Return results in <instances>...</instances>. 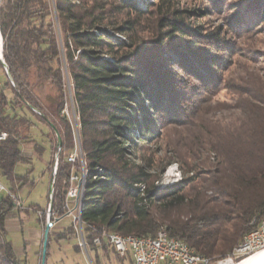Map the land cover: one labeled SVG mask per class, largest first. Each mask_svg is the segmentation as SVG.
<instances>
[{
	"label": "trees",
	"instance_id": "obj_1",
	"mask_svg": "<svg viewBox=\"0 0 264 264\" xmlns=\"http://www.w3.org/2000/svg\"><path fill=\"white\" fill-rule=\"evenodd\" d=\"M183 1L145 0L142 7L136 0H0L9 70L0 60L7 77L0 81V133L8 134L0 140V178L9 186L0 190V263L28 264L7 239L5 222L20 207L12 194L22 177L14 170L30 160L22 145L34 141L38 124L48 127L42 135L51 143V175L57 161L53 224L68 211L72 173L85 168L81 221L94 264H102L100 252L123 261L105 233L156 236L163 227L213 262L228 257L259 225L264 83L260 93L238 97L228 113L215 109L219 103L211 95L221 91L227 68L219 54L229 45L221 44L223 28L206 31L193 18L219 11L225 0L192 8ZM247 2L255 14L263 5ZM241 19L239 11L230 22L239 27ZM243 23L251 29L249 20ZM68 82L75 123L65 112ZM49 122L62 147L52 140ZM174 127L188 134L181 137L185 153L165 141ZM76 146L84 164L81 157L68 159ZM173 163L188 175L161 188L157 183ZM38 208L46 220L47 209ZM68 235L80 237L75 222L59 238Z\"/></svg>",
	"mask_w": 264,
	"mask_h": 264
},
{
	"label": "rangeland",
	"instance_id": "obj_2",
	"mask_svg": "<svg viewBox=\"0 0 264 264\" xmlns=\"http://www.w3.org/2000/svg\"><path fill=\"white\" fill-rule=\"evenodd\" d=\"M136 1L142 7L145 5V0ZM262 3L263 5L258 10V13L255 14L250 9L247 0H225L219 11L213 8V14L199 19L193 18V21L203 24L206 31H213V29L219 27L223 28L221 34L223 41L221 44L225 43L229 45L224 46V49L219 54V56L223 57L227 67L222 72V77H224L222 89L217 95H213V97L211 95V99L215 103H219L215 109L225 108L226 112L224 113H228L227 107L233 106L234 102L242 94L260 93L259 89L264 83V0ZM209 4H211V1H183V6L188 8L195 6L209 7ZM239 11H242V24L239 23V27H236L235 23H231L230 20ZM247 20L252 23L250 30H246V24L243 23ZM6 80V75L0 72V81L4 83ZM70 88L71 86L68 82V104L66 105L65 112L68 118L75 123L77 118L73 108V93ZM219 111L218 113H221ZM43 129L48 131L46 125L43 127L42 124H38L37 127H34L32 129L34 141L28 140L24 142V144H27L26 146L22 145V148H26L25 150H27V152H24L25 155L31 158L30 160L18 163L14 170L15 175L22 177L17 183L19 182L20 186L23 182L25 184L21 187L15 186V189H18L15 195L19 197L21 205L19 208L12 210L10 213L11 217L9 215L5 222L6 237L12 242L18 257L28 264H43V261L44 264H89L90 259L87 253L76 249V246L80 243L79 238L73 235L59 238V233L74 223L73 216L66 215L60 220L56 219L55 223L51 226V239L48 242L45 260L43 257L44 234L42 236L35 234L42 231V228L45 231L46 225L49 219H51L48 211L51 208L52 183L54 190L55 179V169L52 175L48 169V163L51 159V143L42 135ZM54 132H50V136L55 142L58 136L55 130ZM182 135H188L186 130L174 127L168 132V137L165 141L169 140L171 145L178 147L185 153L186 149L183 147L185 142L181 139ZM57 157L58 154L56 155ZM185 172H187V168H182L177 163L170 164L165 167L162 177L157 184L161 188L168 187L182 180L187 174ZM27 178L28 181H26ZM5 180V178H2V180L0 178L1 182L6 183ZM69 204L70 208H74L76 203L74 200H70ZM38 206L47 209L46 220L42 216V210L36 209ZM39 215L42 218V226ZM0 237L2 236L0 235ZM35 237L43 238L37 244ZM90 256L92 259H95L94 253H91ZM226 258L211 261L210 264H231L242 260L244 257L234 261H229ZM100 261L102 264H130L129 261L122 263L116 260L114 255L108 258L102 252H100ZM4 262L3 260L1 261L2 264Z\"/></svg>",
	"mask_w": 264,
	"mask_h": 264
},
{
	"label": "built area",
	"instance_id": "obj_3",
	"mask_svg": "<svg viewBox=\"0 0 264 264\" xmlns=\"http://www.w3.org/2000/svg\"><path fill=\"white\" fill-rule=\"evenodd\" d=\"M7 69V65H5ZM7 133H0V140L7 137ZM82 157V151L80 146H76L74 152H72L68 159L75 163L77 158ZM57 169V161L55 165V173ZM85 168L83 166L81 173H72L71 176V188L68 193V198L75 201V207L70 208L69 201H67L65 208L68 210L66 215L73 216L76 224V229L79 233L80 246L82 250L89 256V264H94L89 254L85 237H83L82 222L78 217L77 202L81 198V191L83 188ZM0 189L7 191L6 186L0 181ZM14 201L20 206L21 201L17 195L12 194ZM48 215H51V208L48 211ZM255 222V220L253 221ZM106 237H103L107 243L114 249L116 255L122 259L131 257L133 264H210L211 259L206 256H201L199 252H193L185 244V241L170 236L166 229L159 230L158 239H147L140 237H118L114 233H105ZM96 244L101 243V237L95 238ZM264 249V217L259 222V225L248 233V242H240L238 250L235 253H231L226 258L229 261L237 260L238 258L245 257L256 251Z\"/></svg>",
	"mask_w": 264,
	"mask_h": 264
},
{
	"label": "bare ground",
	"instance_id": "obj_4",
	"mask_svg": "<svg viewBox=\"0 0 264 264\" xmlns=\"http://www.w3.org/2000/svg\"><path fill=\"white\" fill-rule=\"evenodd\" d=\"M0 55L2 56V38H1V34H0ZM86 173V172H85ZM85 181H86V174L84 175V180H83V188L85 187ZM2 190V189H0ZM83 194H84V190L81 191V198L79 199V201L77 202V211H78V217L81 220V211H82V207H83ZM82 222V221H81ZM83 224V223H82ZM162 229H165L162 227ZM115 236L118 237H140L138 235H124L118 232H113ZM143 238H147V239H158L159 238V231L158 234L156 236H143ZM242 242H248V233L245 235L244 239ZM185 244L188 246L189 249L193 250V252H197L193 247H191L187 242H185ZM238 247H235V249L233 250L232 253H235L236 250H238ZM201 254V253H199ZM201 256H205L203 254H201ZM231 264H264V249H261L259 251H256L248 256H246L245 258H243V260L239 261V262H234Z\"/></svg>",
	"mask_w": 264,
	"mask_h": 264
},
{
	"label": "water",
	"instance_id": "obj_5",
	"mask_svg": "<svg viewBox=\"0 0 264 264\" xmlns=\"http://www.w3.org/2000/svg\"><path fill=\"white\" fill-rule=\"evenodd\" d=\"M0 60L4 63V65H6L4 58H3V55L2 56L0 55ZM7 72L9 73L8 69H7ZM49 123L55 129L57 136H58V144L60 147H62L63 141H62L61 134L59 133L58 129L56 128V126L53 123H51V122H49ZM52 191H53V183H52ZM52 225H53V223L51 222V219H49V221L46 225L45 231H44V239H43V257H44V260H45L46 254H47L49 234H50V229H51ZM43 264H44V261H43Z\"/></svg>",
	"mask_w": 264,
	"mask_h": 264
},
{
	"label": "crops",
	"instance_id": "obj_6",
	"mask_svg": "<svg viewBox=\"0 0 264 264\" xmlns=\"http://www.w3.org/2000/svg\"><path fill=\"white\" fill-rule=\"evenodd\" d=\"M0 34H1V32H0ZM1 38H2V35H1ZM2 47H3V40H2ZM29 144H31V143H29ZM27 144H24V146H26ZM26 149V148H25ZM24 148H23V152H27V150H25ZM29 154V153H28ZM29 155H31V154H29ZM39 207V206H38ZM38 207H36V209H39ZM40 216V222H41V226H42V218H41V215H39ZM9 217H11V215L9 216ZM58 220H60V219H58ZM35 234H37L38 236H42L43 234H44V231H43V228H42V231H39V232H37V233H35ZM42 238L43 237H35V242L37 243V244H39L40 242H41V240H42ZM125 261H129L130 262V264H133V259L131 258V257H126V258H124L123 259V261H122V263H124Z\"/></svg>",
	"mask_w": 264,
	"mask_h": 264
}]
</instances>
